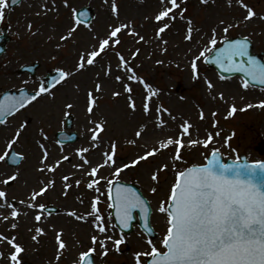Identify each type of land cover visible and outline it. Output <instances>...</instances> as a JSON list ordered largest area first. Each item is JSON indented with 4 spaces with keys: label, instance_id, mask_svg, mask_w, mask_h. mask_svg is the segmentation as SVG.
<instances>
[{
    "label": "rangeland",
    "instance_id": "1",
    "mask_svg": "<svg viewBox=\"0 0 264 264\" xmlns=\"http://www.w3.org/2000/svg\"><path fill=\"white\" fill-rule=\"evenodd\" d=\"M9 2V0H8ZM117 5L116 15L111 11L112 0H23L14 8L5 10V17L0 20V36L5 35L9 41L6 51L0 57V96L9 90L19 91L27 89L36 92L41 85L45 86L44 78L57 69L73 72L79 63V57L85 50H92L97 45L98 39L105 37L110 25L120 23L130 24L131 30L136 35H129V29H122L118 34L120 43L115 49L125 58V67L134 70L138 79L133 81H116V75H125L123 69H117L120 62L110 41L107 52H101L94 58L98 63L89 65L86 70L76 71L74 75L66 77L59 85L42 93L38 99L27 108L18 112L4 124H0V155L11 149L23 156L18 167H10L5 161H0V181L19 173L15 180H9L7 185L0 183V190L6 196L0 202H8L26 216L17 218L18 226L11 228L15 221L10 217V209H0V213L9 215V220L0 219V234L15 236L16 243L25 249L20 254L21 264L30 261L34 264H74L83 252H87L91 245V236L99 234L92 224L91 202L95 196L100 195L86 187L93 178L85 175V169L90 171V166L85 169H76L74 164L82 163L75 150L88 147L90 151L84 155L91 160V166L102 162V152L110 150L111 143L117 144L116 165L103 167L97 173L100 179V202L97 207L105 218L108 235L120 239L121 234L115 227L110 215V200L108 199V181H124L137 185L150 202L153 215L152 226L157 233L153 239L157 247L166 232L165 218L156 211L161 201H167L170 189L176 176L172 171L171 150H163L159 154L148 157L139 164L124 169L119 176L114 175V168L124 163L131 164L137 156L143 155L146 150L158 147L159 142L174 136L180 118L190 120L195 126L190 131L199 129V139L204 140L207 133H213V140L208 148L198 146L189 150L182 149L186 163H177L178 169H184L192 164L204 163L205 156L211 155V150L218 148L225 159H237L246 155L249 161L264 160L256 149L264 148V108L247 105H259L264 101V90L243 87L239 78H221L215 70L205 65L204 57L197 61L199 78L192 79L191 60L198 56L205 47H210L209 40L216 29L217 45L224 37H248L252 39L256 52L264 53V0H243L251 7L256 16L245 22L243 17L246 9L242 8L236 0L229 5L228 0H177L180 8L174 9L177 19L171 22L170 27L160 33L156 39L155 14L160 10L159 0H115ZM89 8L93 18L90 23L82 24L76 19V12ZM75 10V12L73 11ZM183 11L186 18L181 20L179 13ZM39 13V15L37 14ZM191 19L195 29L192 38L185 39L187 35V19ZM224 24H221V21ZM31 24V30L28 25ZM231 27L228 33L223 32L226 25ZM76 25V30L67 40H61L68 30ZM144 37L140 40V37ZM166 41V43H164ZM216 45V46H217ZM137 49L139 51L137 52ZM133 53L136 55L133 57ZM210 53H205L209 55ZM37 64L34 76L20 73L26 65ZM110 74L106 75V73ZM210 81L214 87L208 89L205 81ZM143 81V83H141ZM101 85V90L96 91V84ZM128 83L133 91H124V84ZM147 85V87H145ZM92 91L96 99L93 112H87L88 93ZM114 93H120L114 95ZM149 103L150 112L145 115L143 104L146 97L151 94ZM224 99H220V94ZM131 95L135 101L136 111L129 107L127 97ZM213 96L216 98L213 99ZM73 105L67 108L66 105ZM162 105L177 117L173 122L168 113L157 114L155 108ZM235 105L237 111L229 116L231 106ZM203 109L205 119H199V112ZM240 109H244L241 111ZM216 112L213 117L212 113ZM72 117V127L67 128L66 119ZM158 119L167 122L165 129L156 127ZM91 121V122H90ZM216 127H213V123ZM26 126L21 130L17 142L8 148L11 141L22 124ZM96 124H103L104 130L98 134V139L103 137L100 147L92 148L90 137ZM146 125V127H141ZM141 136L137 137L136 132ZM66 132L67 135L76 134L78 139L71 144L57 143L56 135ZM219 132V136L215 133ZM47 136V139H44ZM195 138V137H194ZM136 140L135 144L128 141ZM43 143L49 156L45 163H53L62 156L68 155L70 161H63L54 173L41 172ZM61 146L63 151H61ZM167 163L168 169L159 171L158 183L151 179L153 172L162 169ZM70 176L68 183L73 186L64 195V181L62 177ZM49 179L54 180L44 195L37 197V205L57 209L56 213H46L38 208L28 209L19 201L28 202L31 193L38 191ZM80 180L79 187L75 181ZM157 188L152 193L151 188ZM81 200L83 203H81ZM85 216V220H77L68 215L69 212ZM36 214L41 215V221L36 222ZM41 227L44 234L37 235L35 229ZM62 232L61 238L66 242L65 250H58L56 235ZM124 235V242L120 245V252H116L112 242H108L109 252L102 256L99 245L93 252L95 264H135L134 254L149 250L146 244V235L136 226L130 235ZM101 238L103 236L101 235ZM10 246L0 245V251L5 258L0 259V264H7ZM163 250V249H162ZM60 253V259L56 256Z\"/></svg>",
    "mask_w": 264,
    "mask_h": 264
},
{
    "label": "snow or ice",
    "instance_id": "2",
    "mask_svg": "<svg viewBox=\"0 0 264 264\" xmlns=\"http://www.w3.org/2000/svg\"><path fill=\"white\" fill-rule=\"evenodd\" d=\"M13 4L17 3V0H11ZM108 3V0H105ZM202 3H208V0H202ZM229 5L232 4V0H228ZM242 8L246 9V15L243 17L244 21H250L256 13L254 10L243 2V0H236ZM65 6L68 5V0H64ZM160 10L155 14L154 20L156 23V39L159 40L160 33H163L166 28L170 27L171 22L177 19V14L174 13V9L180 8V4L177 0H159ZM8 8V0H0V20L5 17V10ZM75 12V10H73ZM111 11L113 15H116L117 5L115 0H112ZM183 11L179 13V18L185 20ZM39 15V13H37ZM80 19L85 20L86 14L80 13ZM225 22L222 20L221 24ZM237 25H226L223 28V32L228 33L231 27ZM31 24L28 25L31 30ZM122 29H129L127 34L136 35L131 30L130 24L120 23L119 25H110L109 31L103 38H99L97 45L92 50H85L79 57V63L77 64L73 72L57 69L58 75L53 78V83H56L66 77L74 75L76 71L86 70L89 65L98 63L94 58L100 56L101 52H107L110 41H112V47L116 56L119 58V63L116 65L117 69H123L125 75H116V81L126 80L133 81L138 79L134 70L130 67H125V58L115 49V45L120 43L118 34L122 32ZM76 30V25L69 28L66 36H61V40H67L72 36ZM195 29L192 26L191 19H187V35L185 39H191L192 33ZM213 35L209 40L210 47H205L203 51L195 56L191 62L192 79L199 78L197 71V61L204 57L205 62H213L224 68L229 72H240L248 77L253 83H259L264 85V63L256 60L255 57L249 55V38L229 40L227 36L224 37L222 43L223 47L216 50L217 45L216 29L212 30ZM143 40L144 37H140ZM166 43V41H164ZM139 49H137V52ZM210 53V55H205ZM136 53H133V57ZM243 58H246L243 59ZM239 60V62H237ZM110 74L106 73V75ZM208 89L211 91L214 85L210 81H205ZM143 83V81H141ZM248 80L244 81L243 87L248 88ZM147 87V85H145ZM101 90V85L96 84V91ZM124 91L131 93L132 87L128 84H124ZM20 96H5L3 101H0V124H4L5 116H11L13 113L24 108L26 104L35 101L42 93H48L49 90L41 85L38 91L31 95H26L21 90ZM120 93H114L119 95ZM154 93L149 94L143 104V111L145 115L150 112L149 103ZM216 97L213 96V99ZM129 100V107L133 111H136L135 101L132 96L127 97ZM220 99L223 100V94H220ZM96 103V99L93 96L92 91L88 93V106L87 112L91 114L93 112V104ZM67 108H72L73 105H66ZM251 107L264 108V101H261L259 105H247ZM243 111L244 109H240ZM237 111L235 105L231 106L228 115L231 116ZM155 112L160 114L162 112L168 113L169 119L173 122L177 121V117L172 115L170 110L164 108L162 105H158L155 108ZM216 112L212 113V116H216ZM199 119H205V113L203 109L199 112ZM181 122L177 124L176 134L168 137L159 142L158 147H152L150 150H146L143 155L137 156L132 160L131 164L124 163L120 167L114 168V175L119 174L126 168L139 164L141 161L146 160L148 157H153L159 154L163 150H171V162L173 164L172 171L174 172L176 179L173 183L170 194L167 201H161L156 211H158L165 218V224L167 229L162 239L159 241L161 247H157L152 238L146 240V244L149 246V250L143 252H136L134 254L135 264H264V162H257L255 164L230 162L225 163L222 159V154L218 148L211 150V155L205 156V163L192 164L184 169H178L175 167L177 163H186L182 155V149L189 150L198 146L208 148L210 142L213 140V133H207V137L204 140L199 139V129L195 128L190 120L180 118ZM91 122V121H90ZM22 124L20 129L16 131L15 137L8 142V148L11 149L12 145L17 142V139L21 135V130L26 126ZM167 122L164 119H158L156 127L159 129H165ZM146 127V125L141 126ZM213 127H216L214 121ZM104 130L103 124H96V126L89 131L92 132L90 142L92 148L100 147L103 142V137L98 139L100 131ZM220 133L216 132L215 136H219ZM136 136L140 137L141 132L137 131ZM195 137V138H194ZM47 139V136H44ZM59 143V141L57 142ZM130 144H135L136 140L128 141ZM43 149V158L41 160V167L38 171L54 173L56 168L63 161H70L68 155L62 156L60 160H56L53 163H45L48 160V150L44 144H40ZM61 151L63 147L61 146ZM90 148L81 147L75 150L76 155L80 158L82 163L74 164L76 169H85V165L90 166V171L85 169L84 174L91 176L86 187L91 189L100 195H103L100 185V179L97 178V173L103 167H113L116 165L117 156V144L111 143L110 150L102 152V162L97 163L95 166H91V160H89L84 154L88 153ZM9 156V152L5 151L3 155H0V161H5V158ZM15 163L17 160H22L23 156L16 154L11 157ZM167 163L162 165V169H158L153 172L151 179L158 183L159 171L168 169ZM19 173H16L0 183L7 185L9 180H15ZM64 181L65 192L73 185L68 183L70 180L69 175L62 177ZM81 181L76 180L75 185L79 187ZM42 187L38 191L34 190L29 197L28 202L24 200L19 201L21 205H24L28 209H36L43 211L46 210L44 204L37 205L35 203L36 198L44 195L48 191L50 186H54V180L49 179L47 183L41 181ZM118 181H108V199L111 201L110 208L115 209V217L119 224L127 229L131 227V223L134 219V213L138 210L143 220L142 231L151 236L154 229L150 227V219L152 215V208L150 203L142 197V194L137 193L131 188L124 186L116 187ZM152 193H156L157 188H151ZM100 195L94 197L91 202V212L87 213V216L92 217V224L96 231L101 235L93 234L91 236V247L87 252H83L79 255V258L74 264H94V258L92 253L96 251L97 244L101 249V255L107 256L109 252L108 242L111 241L113 248L116 252H120V245L124 242V235L121 234L120 239H114L112 235H108V228L105 226V218L100 214V210L97 204L100 202ZM6 196L5 191L0 190V198ZM81 203L83 201L81 200ZM10 209V217L13 219L11 228L15 229L18 226L17 218L20 216H26L27 212L20 211L17 207L4 201L0 202V209ZM68 215L74 217L77 220H85V216L77 215L76 212H69ZM0 219L4 221L9 220V215L0 213ZM36 222L41 221V215L36 214L34 217ZM37 235L33 236V240L36 241L39 235L44 234V230L41 227L35 229ZM62 232H58L56 235V242L58 250H65L67 248L66 242L61 238ZM16 237H8L0 234V245L8 244L10 246L9 254L7 256V264H21L20 254L25 251L24 247L16 243ZM163 249V250H162ZM5 255L3 251H0V259H4ZM57 261L60 259V253L56 256Z\"/></svg>",
    "mask_w": 264,
    "mask_h": 264
},
{
    "label": "water",
    "instance_id": "3",
    "mask_svg": "<svg viewBox=\"0 0 264 264\" xmlns=\"http://www.w3.org/2000/svg\"><path fill=\"white\" fill-rule=\"evenodd\" d=\"M20 2H21V0H17V3H15V4H13V3L11 2V3H10V6H11V7L16 6V5H18ZM87 12H89L87 9H84L83 11L80 12V13H85V14H86V19L84 20V22H89L90 19H91V15H90L89 13H87ZM80 13H78L79 18H80ZM233 40H236V39H233ZM7 41H8V39H7L5 36L0 37V55H1L2 53H4V51H5V44H6ZM223 46H224V45L222 44V46L217 47L216 50H218L219 48H221V47H223ZM252 49H253V46H252V44L249 42V49H248V51H249V55L255 57V59L258 60V61H260L261 63H264V60L262 59L261 55L254 54L253 51H252ZM243 59L246 60V58H243ZM237 62H239V60H238ZM206 64H207L210 68H214V69H216V71H217L221 76H223V77H233V76L238 75V76H241L244 80H248V82H249L251 85H254V86L259 87V88H264V85H261V84H259V83H253V82H252L248 77H246L243 73H240V72H229V71H225L224 68H222L221 66H219V65H217L216 63H213V62H206ZM34 68H35V66H34ZM34 68H33V67H30V68L24 67L22 71H31V72H34ZM57 75H58V73L55 74V76H57ZM55 76H51V75L48 76L47 80H48V82H49V83H48V86H49V87H53L54 85H56V84L59 82V81H58V82H56V83H53V78H54ZM23 93L26 94V95H31V94H29V93L27 92L26 89H23ZM21 94H22L21 91H20V92L8 91V92H6V93L0 98V101H3V98H4L5 96H20ZM28 104H30V103H28ZM28 104H26V106H27ZM26 106H25V107H26ZM20 110H21V109H20ZM15 113H16V112H15ZM15 113H13L12 115H14ZM12 115H11V116H12ZM11 116H5V117H4V120H6L8 117H11ZM70 119H71V118H70ZM67 127H68V128H71V127H72L71 120H68V126H67ZM57 138H58V140H59L60 142H62V143H67V142H70V141H74V140H76V136H75V135H72L71 137H68L65 133H59V134L57 135ZM13 155H16V154H15L13 151H11V155H10V157H8L7 161H8V163H9L10 165H12V166H17V165L20 163L21 160H17V161L14 163V162L12 161V159H11V157H12ZM230 162H231V161H226L225 163H230ZM245 162H246L245 157H244V156H241V162H240V163H245ZM115 186H116V187L124 186V187H127V188H131V189H133L134 191H136L137 193H140V194H141V192L139 191V189H138L136 186H134V185H128V184H124V183H118V184H115ZM142 197H143V196H142ZM136 212H138V214H139V219H140L139 227L142 229V226H143V223H144V222H143V220L141 219V216H140L139 211L137 210ZM112 214H113V217H114V219H115L116 225L119 227L120 230H122L123 232L129 233V234L132 233V232L134 231L133 225L137 222L136 219H135V213H134V219H133V221H132V223H131V227H129V228H127V229L123 228V227L119 224V222L117 221V219H116V217H115V209H113V213H112ZM150 227H151V222H150ZM147 235H148V234H147ZM148 236H149V235H148ZM154 237H156V234L153 232V233L151 234L150 238H154ZM24 264H30V263H24Z\"/></svg>",
    "mask_w": 264,
    "mask_h": 264
}]
</instances>
